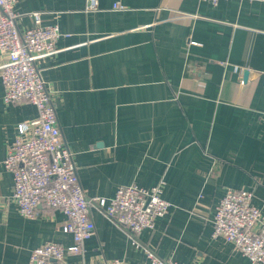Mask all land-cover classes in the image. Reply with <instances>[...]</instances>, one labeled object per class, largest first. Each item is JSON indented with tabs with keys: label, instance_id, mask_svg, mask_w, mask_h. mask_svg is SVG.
Segmentation results:
<instances>
[{
	"label": "crops",
	"instance_id": "crops-1",
	"mask_svg": "<svg viewBox=\"0 0 264 264\" xmlns=\"http://www.w3.org/2000/svg\"><path fill=\"white\" fill-rule=\"evenodd\" d=\"M14 10L21 32L33 13L61 32L38 66L86 196L109 201L122 186L163 183L171 204L139 248L92 208L84 257L54 264H150L144 248L178 264H252L212 234L228 189L251 191L264 215V3L17 0ZM37 115L5 104L0 78V264H30L47 242L74 245L64 214L40 208L26 219L10 200L4 163L18 124Z\"/></svg>",
	"mask_w": 264,
	"mask_h": 264
},
{
	"label": "built area",
	"instance_id": "built-area-1",
	"mask_svg": "<svg viewBox=\"0 0 264 264\" xmlns=\"http://www.w3.org/2000/svg\"><path fill=\"white\" fill-rule=\"evenodd\" d=\"M17 0H0V78L4 86V103L31 104L37 117L17 126V136L4 166L13 176L11 201L19 214L35 219L40 208L59 211L67 218L62 231L71 234L74 245L64 247L47 242L32 251L30 264L64 263L68 255L84 257L85 243L95 233L92 208L98 209L118 228L124 230L132 244L141 247L138 237L153 230L155 220L169 213L171 204L163 199V183L147 190L136 185L122 186L109 201L88 198L81 186L73 154L64 143L58 124L52 93L47 89L38 62L56 52L61 37L58 26H43L40 14L33 13L34 26L21 32ZM217 5L230 0H200ZM244 1V0H243ZM258 1L264 0H245ZM96 8V0H87ZM120 9V6H117ZM214 239H223L252 264H264V215L253 204L248 190L228 189L218 204L213 219ZM150 264H178L160 259L144 248ZM82 264H126L120 260Z\"/></svg>",
	"mask_w": 264,
	"mask_h": 264
}]
</instances>
